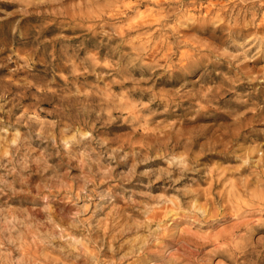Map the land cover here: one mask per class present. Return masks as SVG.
<instances>
[{"label": "clouds", "instance_id": "1", "mask_svg": "<svg viewBox=\"0 0 264 264\" xmlns=\"http://www.w3.org/2000/svg\"><path fill=\"white\" fill-rule=\"evenodd\" d=\"M0 264H264V0H0Z\"/></svg>", "mask_w": 264, "mask_h": 264}]
</instances>
